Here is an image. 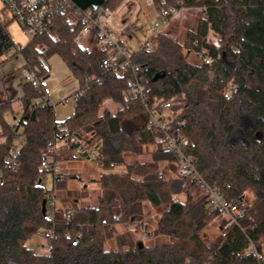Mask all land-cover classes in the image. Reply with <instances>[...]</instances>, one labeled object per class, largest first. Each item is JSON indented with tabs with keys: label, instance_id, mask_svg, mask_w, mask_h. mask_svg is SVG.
<instances>
[{
	"label": "trees",
	"instance_id": "16d2710c",
	"mask_svg": "<svg viewBox=\"0 0 264 264\" xmlns=\"http://www.w3.org/2000/svg\"><path fill=\"white\" fill-rule=\"evenodd\" d=\"M125 1L106 0L104 8L112 11ZM154 4L157 9L199 4L208 8L207 16L198 20L183 42L162 31L152 48L134 51L131 60L149 81L152 100L176 97L179 101V118L186 121L188 151L195 155L198 171L233 204L251 188L253 205L238 223L224 228L227 220L223 221L220 234L209 244L204 231L220 211L208 207L207 195L195 183L186 191L185 200L172 199L183 192V179L175 155L163 147L150 124L147 107L128 95L134 70L119 72L101 66L108 49L96 42L91 46L79 43L82 23L68 21V13L79 6L65 0L46 29L17 47L23 67L35 70L40 84L24 82L20 127L25 142L15 168L5 164L19 129L6 119L14 99L0 101L1 135L5 137L0 141V264H264V259L251 253L236 255L250 243L264 247V0H154ZM209 23L221 45L207 43L212 63L193 61L186 49L195 40L202 42ZM54 54L62 57L85 88L74 112L63 120L56 119L54 103L33 105L47 94L45 62ZM157 73L164 75L154 80ZM229 83L234 89L226 94ZM109 100L119 104L116 112L107 107L102 110ZM58 123L84 141L100 145L97 180L101 192L96 205L75 208L73 219L58 213L52 221L43 212V201L52 189L44 183L47 170L41 163ZM150 144L155 148L149 149ZM72 150V146L64 147L57 157L69 159ZM144 153H150V158L137 157ZM162 162L171 167L164 178L158 175ZM119 166L125 168L116 170ZM75 177L63 171L57 182L60 196L67 180ZM146 202L170 208H164L157 219L156 240L138 246L133 231L118 232L116 227L142 215ZM42 226L54 227L57 234L48 253L27 243ZM109 226L116 245L108 244Z\"/></svg>",
	"mask_w": 264,
	"mask_h": 264
},
{
	"label": "built area",
	"instance_id": "2783aa9c",
	"mask_svg": "<svg viewBox=\"0 0 264 264\" xmlns=\"http://www.w3.org/2000/svg\"><path fill=\"white\" fill-rule=\"evenodd\" d=\"M3 8L9 16V22L16 21L22 30L30 36L35 37L38 33L46 29L54 16L60 10L65 0H2ZM106 1V0H105ZM146 8L155 9V13L150 17L152 24L151 29L153 35L145 41L138 50L150 49L155 44L156 36L164 31V27L171 22L183 10L199 9L207 16L208 8L205 4L183 6L180 9H168L161 7L157 9L154 0H144ZM104 5L98 9L88 7L86 9L78 8L68 13V21L71 24L82 23V28L77 36L78 41L86 34L92 33L96 43L104 49H108V54L101 61V66L106 69H113L119 72H125L128 68H132L135 72L134 77L128 80V95L140 99L150 114V124L159 134L163 147L171 152L176 157V166L179 175L182 177V189L186 192L191 183L199 186L204 194L207 195V205L212 210L220 211L218 217L227 219L224 228H227L232 223H238V218L246 214L247 210L253 205L255 193L249 194L252 189L244 190L236 203H231L225 196L221 188L216 184L209 183L196 167L195 155L188 151L191 146L190 139L184 133L186 124L185 119L179 118L181 106L176 97L170 99L157 98L152 100V87L149 81L140 75L137 66L132 64L131 56L127 47L120 42L117 36V29L112 23L111 15ZM1 13V12H0ZM11 35L7 30L3 16L0 14V52L10 53L13 51V43ZM208 44L215 47H220L221 41L218 35L214 32L209 23L208 31L202 38V42L194 41L192 47H187V51L192 57L199 60L201 63L210 64L213 62V57L209 53ZM17 51V50H16ZM22 76L31 81L34 85L40 84V79L35 70L23 68ZM234 89V85L229 83L225 89V93L229 94ZM85 88L79 86L74 93V98L77 100L84 93ZM53 103L48 94L38 98L33 105H46ZM15 127L19 128L16 138L9 153L5 159V164L12 168L16 167L17 161L21 154V148L25 142L22 127H20V118L16 120ZM56 137L50 147V151L42 160V167L47 170L45 178L51 176L52 185L49 186L52 190L48 193L46 199V213L50 220H54L56 215L60 213L67 219H73L75 210L62 204L61 196L58 194L57 182L63 175L61 160L57 154L62 146L74 147V150L82 157L96 160L99 162L102 159L101 147L97 143H88L80 138L75 132L64 126L62 123L57 124ZM160 178L166 176L163 168L158 169ZM82 178L80 174L77 175ZM174 201L180 200L179 194L172 197ZM165 209H169L170 205H165ZM120 213H116L119 216ZM222 229V227L220 226ZM43 237L44 242L40 244L41 253H48L53 249V242L57 238L54 227L42 226L37 231ZM251 253L258 259H264V247L258 248L254 243H250L245 250L237 252V256L243 253Z\"/></svg>",
	"mask_w": 264,
	"mask_h": 264
},
{
	"label": "rangeland",
	"instance_id": "374dc122",
	"mask_svg": "<svg viewBox=\"0 0 264 264\" xmlns=\"http://www.w3.org/2000/svg\"><path fill=\"white\" fill-rule=\"evenodd\" d=\"M4 2L0 0V14L3 16L4 21L7 26V30L14 40V44L12 46L13 51L10 53H3L0 55V99H6V97H15L12 102V110L6 115L7 121L13 126L18 120L23 112V102L20 99V96L24 92V82L26 79L22 76L24 59L20 53H16L17 47L26 43L30 36L28 33L24 32L22 28L16 21L9 22V16L6 14L3 8ZM132 5H136L139 10L137 16L136 11H129ZM141 11V12H140ZM108 13L111 15L113 25L121 26V29L117 30V36L120 39V42L123 43L130 53L138 50L139 47L153 35L151 24L152 21L150 17L155 13V9L146 8L144 4V0H127L120 4L116 9L109 10ZM205 16L204 13L199 9H191V10H183L177 16H175L170 25L164 29V32H167L174 37L178 38L181 42L186 39L187 33L191 30L196 29L198 25V20ZM132 32V35L128 33ZM53 57V56H52ZM59 58L58 55H54V59ZM193 61L200 62L195 59V57L190 58ZM47 87H50L52 93H50L49 97L51 101L56 104V117L58 119L64 118L66 115H69L72 108L75 104L74 92L70 90V92H66L63 89V84L60 80L52 79L48 82ZM69 91V90H67ZM68 93V94H67ZM70 94V96H69ZM4 95V96H3ZM64 95V96H60ZM63 100H66L63 102ZM111 101V100H110ZM109 108L112 112H116L118 103L111 101ZM109 104L107 101L102 110ZM2 132V127L0 124V133ZM2 139L3 136L0 135ZM88 143H95L91 140ZM155 145L150 144L149 149H154ZM75 153L78 154L77 151ZM138 158L145 160L150 158V153H144L142 155L137 156ZM131 158V156H130ZM129 158V159H130ZM68 162L64 161L63 164H67ZM89 166L93 168L91 173L83 172V168L80 170L84 176V181H92L93 183L89 184V188L85 189L82 187L81 180H77L75 178H70L66 182V186H64L63 190V199H67L68 205H73V209L83 206V205H96L97 204V196L101 192L100 183L97 180L101 175V169L96 165H93V162L87 161ZM76 164V163H75ZM82 166L83 164L80 163ZM124 166L116 167V170H123ZM160 168H163L166 172V175L171 173L169 165L167 162H162ZM75 168H73L74 170ZM72 170V169H71ZM72 172V171H69ZM95 176V177H94ZM51 176L48 175L47 178L44 179V183L47 186L52 185ZM95 181V182H94ZM250 189V188H247ZM252 191H249V194H252ZM179 197L182 200L186 199V192H182L179 194ZM64 200V201H65ZM164 211V206L162 207H154L151 203L146 202L144 213L140 216L135 217L131 222L126 223L125 225L118 224L116 229L118 232L124 231L126 228L133 231L134 236L142 240L145 244H152L156 237L154 236V229L157 223L158 217ZM227 220L223 217L215 218L204 231V237L209 242H213L216 237L221 232V224L223 221ZM107 235L109 238V246L116 245L115 240V232L109 227H107ZM44 242V239L38 232L33 234L27 241L28 245L33 247L36 250H42L40 244Z\"/></svg>",
	"mask_w": 264,
	"mask_h": 264
},
{
	"label": "crops",
	"instance_id": "0c3cea01",
	"mask_svg": "<svg viewBox=\"0 0 264 264\" xmlns=\"http://www.w3.org/2000/svg\"><path fill=\"white\" fill-rule=\"evenodd\" d=\"M137 7L136 5H132V7H130V10L129 11H136ZM141 12V11H140ZM138 13H139V10L137 9V16H138ZM171 22H169L165 27L167 28L169 25H170ZM115 27H118L117 30L121 29V26L119 25H114ZM128 33H130V35H132V32L129 31ZM174 36V35H173ZM152 37V36H151ZM149 37V38H151ZM148 38V39H149ZM147 39V40H148ZM146 40V41H147ZM94 42H96L95 38H94V35L92 33H89V34H86L84 35L80 40H79V43H81L82 45H85V46H91ZM6 53V52H5ZM3 54V53H2ZM55 56L58 55V54H54ZM54 55H52L48 60H46V65L49 69V77L44 81V84H45V89H46V92L48 95H50V93H52L50 87H47V84L50 80L52 79H57V80H60L61 83L63 84V89L66 90V92H70V90H73V92L75 93V91L78 90L80 84H79V81L78 79H76L74 77V75L72 74L71 70L69 69V67L67 66V64L65 63V61L62 59V57L60 55H58L59 58H55L54 59ZM24 59V58H23ZM69 90V91H67ZM68 94V93H67ZM4 96V95H3ZM60 96H64V95H60ZM70 96V94H69ZM4 97H2L0 99V101H3V100H6V99H9V98H13L15 99V97H6V99H3ZM66 100H63V102H65ZM109 104L106 106V107H110L111 105V101L109 100L108 101ZM75 103H76V99H75ZM119 108V105L117 107V110ZM74 109H75V104H74V107L72 108L71 112L69 115H66L64 118H61V119H58L56 117L57 120H63L65 119L66 117L70 116L73 112H74ZM116 110V111H117ZM55 111H56V104H55ZM23 113V112H22ZM2 133V132H1ZM0 133V135H1ZM2 136V135H1ZM5 140V137H3L2 139L0 138V141H4ZM64 147L66 146H62L61 149H63ZM70 157L69 159H64V160H61V163H62V168H63V171L64 172H67V173H73L75 174V179L77 180H81L77 177L78 174H80L82 176V179L84 180V176L82 174V171L83 172H86V173H91L92 170H94L93 168H91L89 166V163H87V161H91L93 162V165L99 167V162H97L96 160H93V159H89V158H86V157H82L80 156L79 154L75 153V150H72L70 152ZM64 161L68 162L66 165L63 164ZM76 163V164H75ZM83 164L82 166L80 165ZM83 168V170L81 171L80 168ZM73 168H75L73 170ZM100 168V167H99ZM72 169V170H71ZM69 171H72V172H69ZM95 177V176H94ZM81 180V184H82V187H84L85 189H88L89 188V184L90 183H93L92 181H84ZM52 181V180H51ZM95 182V181H94ZM65 198V197H64ZM62 199V204L67 206V207H74L73 205H68L67 203V199H63V197L61 198ZM65 200V201H64ZM149 203V202H148ZM40 252V251H39Z\"/></svg>",
	"mask_w": 264,
	"mask_h": 264
},
{
	"label": "water",
	"instance_id": "95a60500",
	"mask_svg": "<svg viewBox=\"0 0 264 264\" xmlns=\"http://www.w3.org/2000/svg\"><path fill=\"white\" fill-rule=\"evenodd\" d=\"M72 1L82 9H86L90 6L95 9H98L102 7L105 3V0H72ZM163 75L164 73H157L153 79L156 80ZM43 212L44 213L46 212V199L43 201ZM143 245H144V242L142 240H139L138 246H143Z\"/></svg>",
	"mask_w": 264,
	"mask_h": 264
}]
</instances>
